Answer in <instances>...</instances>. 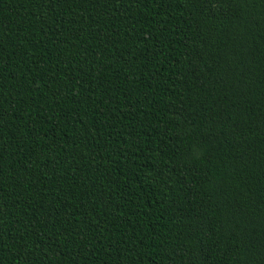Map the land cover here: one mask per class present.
Segmentation results:
<instances>
[{
  "label": "trees",
  "instance_id": "1",
  "mask_svg": "<svg viewBox=\"0 0 264 264\" xmlns=\"http://www.w3.org/2000/svg\"><path fill=\"white\" fill-rule=\"evenodd\" d=\"M0 264H264V0H0Z\"/></svg>",
  "mask_w": 264,
  "mask_h": 264
}]
</instances>
